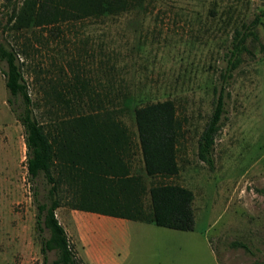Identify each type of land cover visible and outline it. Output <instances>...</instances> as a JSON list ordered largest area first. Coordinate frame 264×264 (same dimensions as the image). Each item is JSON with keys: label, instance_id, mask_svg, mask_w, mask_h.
<instances>
[{"label": "rangeland", "instance_id": "1", "mask_svg": "<svg viewBox=\"0 0 264 264\" xmlns=\"http://www.w3.org/2000/svg\"><path fill=\"white\" fill-rule=\"evenodd\" d=\"M263 11L264 0H146L119 14L21 31L4 17L0 43L18 53L40 124L100 115L137 142L135 110L163 101L173 102L182 123L177 176L148 177L139 149L129 163L147 189L161 181L193 192L194 231L75 210L74 190L60 182L56 217L83 264H264V17L233 76H224L235 31ZM5 70L1 63L0 264H51L56 255L45 263L36 229L35 199L44 202L47 187L42 177L29 179ZM216 87L226 89V114L210 170L197 152Z\"/></svg>", "mask_w": 264, "mask_h": 264}, {"label": "trees", "instance_id": "2", "mask_svg": "<svg viewBox=\"0 0 264 264\" xmlns=\"http://www.w3.org/2000/svg\"><path fill=\"white\" fill-rule=\"evenodd\" d=\"M146 0H4L0 27L6 17L11 30L55 26L67 21L100 18L140 6ZM264 11L244 30H236L225 77L231 78L251 29ZM5 63L8 101L25 130L29 179L42 177L47 187L44 202L36 201V229L45 263L83 264L73 250L67 232L56 217L61 206L59 184L74 190L73 209L127 221L153 224L176 231H194V194L180 185L156 182L149 189L132 172L131 160L140 150L146 175L170 179L178 175L177 150L183 127L172 101L146 104L135 110L137 142L119 121L100 115L76 116L42 125L34 116L32 99L16 50L0 43V67ZM225 87L214 89L213 112L198 140L197 157L210 170L215 167L214 146L226 114ZM57 172L58 178L54 173ZM34 194L37 195L36 189ZM150 205L145 207L144 198Z\"/></svg>", "mask_w": 264, "mask_h": 264}, {"label": "crops", "instance_id": "3", "mask_svg": "<svg viewBox=\"0 0 264 264\" xmlns=\"http://www.w3.org/2000/svg\"><path fill=\"white\" fill-rule=\"evenodd\" d=\"M122 221V223H126V222H133V221H127V220H121ZM151 225H153V224H151ZM101 263V262H100Z\"/></svg>", "mask_w": 264, "mask_h": 264}]
</instances>
